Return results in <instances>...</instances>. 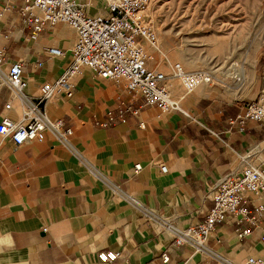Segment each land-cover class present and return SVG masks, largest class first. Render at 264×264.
Instances as JSON below:
<instances>
[{
    "label": "crops",
    "instance_id": "0c3cea01",
    "mask_svg": "<svg viewBox=\"0 0 264 264\" xmlns=\"http://www.w3.org/2000/svg\"><path fill=\"white\" fill-rule=\"evenodd\" d=\"M77 1L89 15L106 14L105 0ZM23 5L0 0L3 68L21 63L27 82L23 97L0 88V118L14 121L43 84L64 74L77 38L64 24L33 35ZM70 82L72 97L62 93L44 106L73 131L67 144L50 132L21 146L0 135V264H102L103 251L119 254L111 264H243L260 254L263 218L243 223L253 231L243 242L236 219L218 224L203 252L174 240L204 220L226 176L264 169V123L241 129L236 119L264 87L233 98L213 85L188 93L174 84L178 108L164 112L88 68Z\"/></svg>",
    "mask_w": 264,
    "mask_h": 264
},
{
    "label": "built area",
    "instance_id": "2783aa9c",
    "mask_svg": "<svg viewBox=\"0 0 264 264\" xmlns=\"http://www.w3.org/2000/svg\"><path fill=\"white\" fill-rule=\"evenodd\" d=\"M23 1L22 12L32 26L33 35L64 24L76 31L77 38L70 66L58 80L42 85L41 96L27 105L22 119L0 118V135L10 137L16 146L43 141L48 132L63 144L69 142L73 131L65 126L63 120L48 118L44 106L49 99L62 93L72 97L70 81L80 76L85 68L93 70L101 79L124 83L129 92L142 97L145 106H156L164 112L178 108L172 97L174 80L179 81L188 93L202 85L213 84L210 73L185 71L181 64L174 66L171 75L149 67V48L158 47L157 34L145 20L149 0H105V15L87 14L85 6L77 0ZM50 52L62 54L59 50ZM4 64L5 52L0 49V88L6 87L19 97L25 96L27 82L22 64L13 63L8 69L3 68ZM119 117L123 118V114ZM236 119L241 129L248 121L264 123V96L247 103ZM135 169L140 171L141 166L137 165ZM162 172H167V169L163 167ZM261 198H264V169L247 166L239 174L226 176L216 186L213 207L204 220L186 230H178L174 245H188L196 252H203L217 225L229 218L236 219L238 223L237 239L246 241L253 236V231L243 223L256 225L258 219H264V205L256 202ZM247 204L252 206V211L248 210ZM259 242L260 254L248 257L243 264H264V233L259 236ZM118 258L119 254L113 251L98 254L102 264L114 263ZM169 261V255L164 254L163 262Z\"/></svg>",
    "mask_w": 264,
    "mask_h": 264
},
{
    "label": "rangeland",
    "instance_id": "374dc122",
    "mask_svg": "<svg viewBox=\"0 0 264 264\" xmlns=\"http://www.w3.org/2000/svg\"><path fill=\"white\" fill-rule=\"evenodd\" d=\"M149 1L145 20L158 37L151 69L206 71L233 98L264 87V0Z\"/></svg>",
    "mask_w": 264,
    "mask_h": 264
}]
</instances>
